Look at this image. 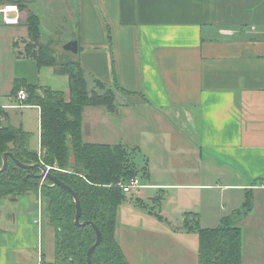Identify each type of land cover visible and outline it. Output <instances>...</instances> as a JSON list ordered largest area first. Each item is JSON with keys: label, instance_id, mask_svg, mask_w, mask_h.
<instances>
[{"label": "crops", "instance_id": "obj_1", "mask_svg": "<svg viewBox=\"0 0 264 264\" xmlns=\"http://www.w3.org/2000/svg\"><path fill=\"white\" fill-rule=\"evenodd\" d=\"M18 2L20 24H0V42L25 48L27 17L44 6L52 30H67L60 15L71 13L90 89L98 79L116 91L115 112L84 109L82 137L123 145L138 169L142 188L125 195L117 216L129 263L198 264L199 235L186 219L215 228L250 195L252 210L239 222L242 262L264 264V0H0ZM107 26L116 80L133 95L116 89ZM39 70L50 78L39 86L69 97L67 75ZM14 77L1 81L0 67V107L19 104L13 89L22 79ZM25 108L37 111V134L22 108H0L2 123L31 133L41 153V110ZM0 264H56L46 200L0 201Z\"/></svg>", "mask_w": 264, "mask_h": 264}, {"label": "trees", "instance_id": "obj_2", "mask_svg": "<svg viewBox=\"0 0 264 264\" xmlns=\"http://www.w3.org/2000/svg\"><path fill=\"white\" fill-rule=\"evenodd\" d=\"M24 8L20 2L16 3ZM26 24L29 36L24 41L22 57L32 58L38 67H54L57 75L69 77V97L50 87L17 80L13 93L25 89L26 105L41 110V154L30 147L33 135L22 127L0 120V201L34 194L48 202L50 224L55 230V263L88 264V252L97 241V233L90 224L77 226V205L71 193L43 179L42 169L51 166L50 173L69 186L77 195L82 215L80 222L93 223L102 234V242L92 254V264H130L116 239L119 207L125 193L119 182L138 177V169L121 144L86 143L82 137L83 112L86 107H106L116 111V91L96 79L90 89L80 60L65 53L56 54L50 42L43 43L40 18L30 14ZM112 49V32L107 26ZM113 57V55H112ZM112 73L116 89L125 90L116 80L115 60ZM105 91L100 94L99 91ZM8 156L4 170V155ZM18 162L27 165L22 168ZM252 210L250 195L242 209L224 217L215 228H201L186 219L184 226L199 235L198 264H243L242 229L239 222Z\"/></svg>", "mask_w": 264, "mask_h": 264}, {"label": "rangeland", "instance_id": "obj_3", "mask_svg": "<svg viewBox=\"0 0 264 264\" xmlns=\"http://www.w3.org/2000/svg\"><path fill=\"white\" fill-rule=\"evenodd\" d=\"M50 8H51L50 6H44L43 11L40 13H37L43 19V22L41 24V33H42L43 43L50 42L52 44L54 50L56 51V54L58 55L57 56L58 59L60 55H63V53H65L69 58L81 61L80 54H74V53L65 51V46L69 42H71L73 38H79V30H76L74 28L73 14L70 13V14L60 15V19L62 20V22H64V25L67 27V30L66 29L64 30L63 27H60L58 30H52L50 26L44 23L45 16L50 17V15L47 14V12L51 10ZM69 8L72 9V7H69ZM48 20L49 18H47V21ZM23 51H24V47L22 44H18V45L16 44V45L10 46L5 41L1 40L0 42L1 81H4V82L9 81L11 74L15 76L14 78L22 79V80L25 79L27 83H31L35 85L41 84L43 78H45V80L47 81H50V78L46 77V74H43V78H42L41 72L34 59L20 56V52H23ZM107 51L109 52L111 56L110 60L112 61L113 51L110 46H108ZM50 76L56 78L53 74H51ZM87 79L91 86V83H92L91 77L88 76ZM50 86H57L61 88L62 84L52 81V84H50ZM99 93L104 94L105 91L100 90ZM19 111L22 112L23 118L30 123L29 128L37 134L38 129H39V119H38L37 111L34 109H29V108L28 109L22 108ZM7 124H8L7 121L3 122V125H7ZM141 161H142V158L140 155L135 157V162L138 166L142 165ZM167 227L170 228V225L167 224Z\"/></svg>", "mask_w": 264, "mask_h": 264}, {"label": "built area", "instance_id": "obj_4", "mask_svg": "<svg viewBox=\"0 0 264 264\" xmlns=\"http://www.w3.org/2000/svg\"><path fill=\"white\" fill-rule=\"evenodd\" d=\"M21 21V11L19 6L16 4H0V24L4 25H19ZM17 98L19 104L15 106H2L0 108L6 107H15V108H24L26 107L25 101L28 98V94L25 89H20L17 93ZM2 115L0 114V120L2 119ZM41 154V153H39ZM57 169L51 166H46V171L50 172L51 169ZM43 173V171H42ZM118 186L123 190L125 194L130 193L133 189L142 188L140 181L138 178H134L128 182H119Z\"/></svg>", "mask_w": 264, "mask_h": 264}, {"label": "water", "instance_id": "obj_5", "mask_svg": "<svg viewBox=\"0 0 264 264\" xmlns=\"http://www.w3.org/2000/svg\"><path fill=\"white\" fill-rule=\"evenodd\" d=\"M65 51L70 52V53H74V54H78L79 53V44L77 40L71 41L69 42L66 46H65ZM8 156H12V153H6L4 155V165H3V169L4 170L6 168L7 165V158ZM19 165L22 168H28L27 165L22 164L21 162H18ZM43 173H42V178L45 179H49L51 182H53V184L58 185L60 187H62L63 189H65L66 191H68L69 193H71L73 195V197L75 198V202L77 205V215H76V225L77 226H85L87 224H90L94 227V229L96 230L97 233V241L96 243L91 247V249L88 252V264H92V254L95 251L96 247L102 242V234L100 232V230L98 229V227L96 225H94L93 223L87 222V223H83L81 224L80 219H81V215H82V208L79 202V199L76 195V193L66 184H64L62 181H60L55 175H53L52 173L46 171V169H42Z\"/></svg>", "mask_w": 264, "mask_h": 264}]
</instances>
